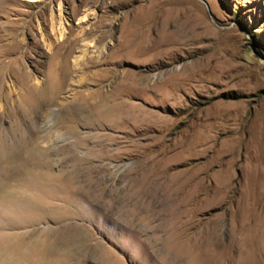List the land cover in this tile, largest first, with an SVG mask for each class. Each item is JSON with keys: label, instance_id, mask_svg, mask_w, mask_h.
Instances as JSON below:
<instances>
[{"label": "rangeland", "instance_id": "1", "mask_svg": "<svg viewBox=\"0 0 264 264\" xmlns=\"http://www.w3.org/2000/svg\"><path fill=\"white\" fill-rule=\"evenodd\" d=\"M0 39V233L65 264H264V0H0ZM5 194L40 216L7 224Z\"/></svg>", "mask_w": 264, "mask_h": 264}, {"label": "bare ground", "instance_id": "2", "mask_svg": "<svg viewBox=\"0 0 264 264\" xmlns=\"http://www.w3.org/2000/svg\"><path fill=\"white\" fill-rule=\"evenodd\" d=\"M61 6H62L61 3H59L58 4V7H57L58 13H57L56 16H58L59 19L57 20L56 16L51 15L50 22H49V26L47 27V30H45V32H43V34H44L43 35V38H44V41H47L46 42L47 45H52L53 44V42L50 40L51 34H54L56 40H61L63 38V36H64V32L66 31L64 29L65 28V25L62 22V18H61L62 17V15H61V11H62L61 10ZM85 18H86V13H83L79 17V20L82 21ZM135 37H138V36H135ZM81 39H83V38H81ZM85 39H87V38H85ZM128 39H130V38H128ZM78 40H79V38H78ZM0 41H1V39H0ZM133 43H135V42H133ZM141 43H142V41H141ZM72 44H74V43H72ZM91 44H92V42H89V40L82 41V43H81V45H83V46H88V45L90 46ZM135 45H136V43H135ZM79 46H80V44H79ZM92 46H94V45H92ZM96 46H98V45H96ZM101 47H103V46H101ZM143 47H144V45H143ZM81 59H82V56H81ZM13 69L16 70L15 68H12V70ZM26 95H28V94H26ZM30 96H31V93H30ZM30 105H29V107H30ZM31 111H33V110H31ZM14 116H16V115L14 114ZM14 192H15V190H14ZM12 196H15V195L5 194L2 197L3 201L6 203V210L5 211H7V214H9V219H8L7 224H9L10 222H13L14 221V218H17V221H21L23 223H27L31 219L34 220V221L37 220V217L40 216V209L36 208L35 206H33L31 204L22 205L23 200H21L22 203L21 202H18V200L15 201V199H13ZM26 196H30L31 197L32 194L31 193H28ZM19 200H20V198H19ZM37 230H35V231H37ZM0 234H1L0 235V250H5L6 255H7L6 260L4 262H0V264H65V259H62V257H60L59 255H54L55 252H53L54 249L52 248L51 245H50L51 247H46V246H48L45 243V237H47V235H46V232L44 230H42V229H39V232L38 233H35V236H32L30 234H23V235H21V234H16V233H13V232L12 233H6V234L0 233Z\"/></svg>", "mask_w": 264, "mask_h": 264}]
</instances>
